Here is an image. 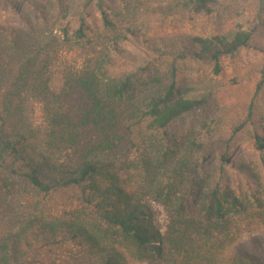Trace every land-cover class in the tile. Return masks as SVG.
Segmentation results:
<instances>
[{
  "label": "trees",
  "instance_id": "1",
  "mask_svg": "<svg viewBox=\"0 0 264 264\" xmlns=\"http://www.w3.org/2000/svg\"><path fill=\"white\" fill-rule=\"evenodd\" d=\"M226 4L244 23L208 29ZM0 5V264H250L234 247L264 232V0ZM56 34L92 52L53 94Z\"/></svg>",
  "mask_w": 264,
  "mask_h": 264
},
{
  "label": "rangeland",
  "instance_id": "2",
  "mask_svg": "<svg viewBox=\"0 0 264 264\" xmlns=\"http://www.w3.org/2000/svg\"><path fill=\"white\" fill-rule=\"evenodd\" d=\"M221 11L222 12L218 20L211 21L210 25H208V29L211 28L212 25H214L216 22H218L219 25H224L227 23L242 25L244 23V18L242 17L243 12L241 9L237 10V13H235V10L233 11L230 6L226 4L221 9ZM13 16V12L7 6L0 5V20L9 22L11 20H7V18H12ZM56 36L57 40L52 43L51 51L54 55L57 56V60L55 63L54 74L49 82V89L53 94L59 93L63 88V73L75 72L80 70L89 60L91 56L90 54L92 52L90 48L69 44L67 42H64L62 38H58V34H56ZM205 88V86L192 85L189 88L190 90L188 92V96H197L200 93L204 92ZM25 100L26 119L28 123L31 124L35 130L42 132L46 126V123L42 113L41 105L37 101L33 100L27 93L25 94ZM201 119L203 118L201 117L200 120ZM186 120L189 122L194 119L187 118ZM203 134L204 135H202V137L205 136L204 132ZM202 140L203 142H205L206 162H217L219 160V154L222 146L220 144L212 142L210 138H207V136L203 137ZM243 148H245L249 152H254L252 144H247L243 146ZM131 158L138 159L139 154L133 153L131 154ZM183 190L184 188H182L180 185L175 189V192L177 193L179 198H181L182 196H185L187 198V196L184 195ZM142 196H145L144 198L149 202V204L153 206L154 210H156L155 213L157 214V224L159 226H164L166 223V206L160 202H155V200L150 195H147L145 191L143 192ZM234 251L240 258L248 261L250 264H264V232H257L243 236L234 247Z\"/></svg>",
  "mask_w": 264,
  "mask_h": 264
}]
</instances>
